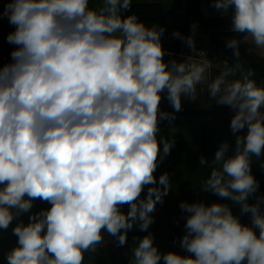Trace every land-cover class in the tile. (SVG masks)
I'll return each instance as SVG.
<instances>
[{
    "label": "clouds",
    "instance_id": "9594fccd",
    "mask_svg": "<svg viewBox=\"0 0 264 264\" xmlns=\"http://www.w3.org/2000/svg\"><path fill=\"white\" fill-rule=\"evenodd\" d=\"M131 5L7 0L0 10L14 26L7 42L16 46L0 65V231L11 226L17 238L7 264H84L104 232L123 246L136 226L146 234L136 238L129 264H264V195H256L251 171L252 158L264 155V84L243 70L235 36L226 47L237 62L217 65L215 76L207 59L165 60L164 27L146 25ZM211 6L230 15L231 31L264 57V0ZM191 27V34L173 36L193 52ZM198 85L233 111L235 137L231 154L224 140L211 161L199 158L210 167L201 187L238 204L251 223L227 203L182 201L180 247L187 254L161 252L148 229L172 183L167 172L155 173L175 145L160 135V122L175 119L161 109L162 94L179 112L181 97L195 100ZM37 199L50 206L33 213Z\"/></svg>",
    "mask_w": 264,
    "mask_h": 264
},
{
    "label": "trees",
    "instance_id": "16d2710c",
    "mask_svg": "<svg viewBox=\"0 0 264 264\" xmlns=\"http://www.w3.org/2000/svg\"><path fill=\"white\" fill-rule=\"evenodd\" d=\"M175 6L179 16V25L168 26L164 19V9L159 2H132L131 8L128 10L130 13H135L138 18L146 25L158 24L164 27L165 32L161 37L163 48L171 53L165 55V60L177 59L180 54L193 55L195 51L199 50L204 52L205 56L212 62L216 63L217 54L227 56L229 58V65H234L237 58L233 55V50L226 47V41L232 37L242 40L241 34L231 31V17L230 15H222L211 6V0H174ZM125 15L128 13H124ZM195 24V51L191 52L186 44L179 38L173 36L174 31H178L184 36L191 34L192 25ZM3 53L8 52L2 50ZM239 63L242 65L243 70H253V78L256 82L264 78V58L254 54L250 49L244 47L241 42L239 43ZM239 75V72L237 73ZM182 107H199L195 103H182ZM213 108H221V106H213ZM226 108V107H223ZM208 117V118H205ZM206 119V120H205ZM231 117L224 116H203L201 124L200 142L206 150L205 157L211 161L212 156L220 142L227 140L230 131ZM163 131L164 126H161ZM230 147L229 154L232 152ZM251 171L259 183V188L256 193L264 194V155L260 158L253 157L251 162ZM210 173V167L204 166V179ZM205 192L206 202H221L227 203L229 206L233 203L230 200H222L220 197L211 192ZM144 195V194H142ZM32 212H37L42 208H48L50 205L47 202L39 199L35 200ZM180 203H172L163 199V203H158L156 208L159 212L154 217V222L150 225L148 231L152 233L154 239L171 242L180 245V238L183 235L185 213L179 207ZM123 211L127 212V205L123 206ZM21 219L24 222L28 220V214L25 213ZM145 232L139 230L136 226L127 233V243L123 246L118 244L117 238L110 236L107 232L103 233L104 242L97 246L95 251H87L84 253V264L91 260L94 256L99 258H115V252L109 251L111 245H117L121 249L132 239H136L145 235ZM17 238L12 234V227L10 226L7 231H0V264H7L6 254L16 244ZM110 245L108 248L107 245ZM123 260L122 258H120ZM130 261L131 257L124 259Z\"/></svg>",
    "mask_w": 264,
    "mask_h": 264
},
{
    "label": "rangeland",
    "instance_id": "374dc122",
    "mask_svg": "<svg viewBox=\"0 0 264 264\" xmlns=\"http://www.w3.org/2000/svg\"><path fill=\"white\" fill-rule=\"evenodd\" d=\"M5 29L6 28H0V35L3 34ZM4 48L8 49L7 46ZM10 60V52L3 53V51L0 50V65L8 63ZM222 63L223 62L220 60H218L216 63H212V76L217 74V65ZM211 101L213 105H217L214 100ZM223 107L228 108L227 106ZM202 122L203 115L175 116V119L171 122V124L167 120H162L160 122V127L164 126V129L160 132V135L165 138H169L171 136L174 137L175 140V145L171 149L170 154L164 157L159 163L155 173L157 179L161 173L167 172L169 175L172 188L164 197V199L168 200L169 202L181 203L182 201L193 202L200 200L206 202L205 192L201 187V184L204 180V166H201L199 163V158L201 156L205 157L206 155V150L200 142ZM171 131H174V133ZM227 141L229 142L230 147H234L235 137L232 133L227 138ZM209 155L210 157L212 156V158L214 157V153ZM261 195L264 194H258L257 196ZM254 200L255 197L249 198V202H254ZM230 207L236 208L238 211H240V206L238 204L232 203ZM262 208H264V204H262ZM157 212H159V208H155V211L152 213V215L155 216ZM158 242L159 241L154 240V244L156 246ZM135 243L136 239H132L123 249L117 245H111L110 247L108 244L107 247H110L109 251L115 252L117 257L106 259L105 257L99 258L94 256L86 264H129V262H125L124 259H126L127 256L131 257V248L135 245ZM158 249L161 252L174 250L182 255H186L184 249H179L178 247H176V249L175 247L174 249L158 247Z\"/></svg>",
    "mask_w": 264,
    "mask_h": 264
},
{
    "label": "crops",
    "instance_id": "0c3cea01",
    "mask_svg": "<svg viewBox=\"0 0 264 264\" xmlns=\"http://www.w3.org/2000/svg\"><path fill=\"white\" fill-rule=\"evenodd\" d=\"M132 2H159L162 4L163 9H164V19H165V23L168 26H177L179 25V16H178V12L175 6V1L174 0H132ZM90 4L92 6H98V0H90ZM4 23L5 24V31H3V34L0 35V50H6L8 52H11L16 46L15 45H11L7 42V34L10 31L14 30V26L10 25L8 22L7 17H4L2 19H0V24ZM2 38V39H1ZM241 44L250 49L254 54H256L257 56L264 58L261 56L260 52L255 48L254 44L250 43V42H245L243 40H241ZM2 46H7L8 49L2 47ZM216 59L220 60L222 62H224L225 60L227 61V63L229 64V58L227 56L221 55V54H217L216 55ZM200 85L197 86V91H198V96L195 100L189 99L187 97L182 96L181 97V103H195L198 104L199 107H213V106H221L222 105H213L211 99L209 98V94L207 91V88L205 87L203 91H200ZM160 107H171V104L169 103V101L166 98V94H162V100H161V104ZM233 214L239 216L240 220L242 223L245 224H250L251 223V217L250 214L246 215V214H241L240 211H238L236 208H232ZM156 241H159L157 244V247H162V248H170V249H176V247H178L179 249H182L180 247V245L171 243V242H167V241H161V240H157L154 239ZM185 251V250H184ZM187 254V253H186ZM126 262H130V261H126Z\"/></svg>",
    "mask_w": 264,
    "mask_h": 264
},
{
    "label": "water",
    "instance_id": "95a60500",
    "mask_svg": "<svg viewBox=\"0 0 264 264\" xmlns=\"http://www.w3.org/2000/svg\"><path fill=\"white\" fill-rule=\"evenodd\" d=\"M166 112L174 113V116H189V115H203V116H224L231 117L233 111L230 108H213V107H186L181 108L179 112H175L172 107H161Z\"/></svg>",
    "mask_w": 264,
    "mask_h": 264
},
{
    "label": "built area",
    "instance_id": "2783aa9c",
    "mask_svg": "<svg viewBox=\"0 0 264 264\" xmlns=\"http://www.w3.org/2000/svg\"><path fill=\"white\" fill-rule=\"evenodd\" d=\"M6 2H7V0H0V10L3 9V6H4V4H5ZM4 27H5V24H4V23L0 24V28H1V29H4ZM185 56H187V54H180L176 60H177V61H181V60L184 59ZM191 57H192L194 60H196V61H200V60H204V59L209 60V59L205 56L204 52L199 51V50L195 51V53H194L193 55H191ZM209 61H210V60H209ZM210 63L212 64L211 61H210ZM257 83H258V84H264V78L261 79L260 81H258Z\"/></svg>",
    "mask_w": 264,
    "mask_h": 264
}]
</instances>
